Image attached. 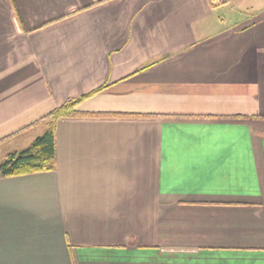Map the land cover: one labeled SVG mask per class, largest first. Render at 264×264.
Segmentation results:
<instances>
[{
    "label": "crops",
    "instance_id": "obj_1",
    "mask_svg": "<svg viewBox=\"0 0 264 264\" xmlns=\"http://www.w3.org/2000/svg\"><path fill=\"white\" fill-rule=\"evenodd\" d=\"M0 264H264V0H0Z\"/></svg>",
    "mask_w": 264,
    "mask_h": 264
},
{
    "label": "trees",
    "instance_id": "obj_2",
    "mask_svg": "<svg viewBox=\"0 0 264 264\" xmlns=\"http://www.w3.org/2000/svg\"><path fill=\"white\" fill-rule=\"evenodd\" d=\"M100 87L84 96L69 99L42 117L44 130L27 146L12 151L0 161V176H17L50 171L55 167V122L61 116L74 115L77 104L101 90Z\"/></svg>",
    "mask_w": 264,
    "mask_h": 264
}]
</instances>
